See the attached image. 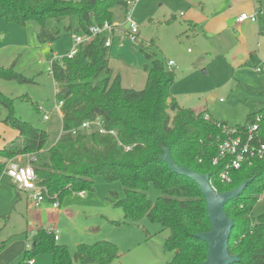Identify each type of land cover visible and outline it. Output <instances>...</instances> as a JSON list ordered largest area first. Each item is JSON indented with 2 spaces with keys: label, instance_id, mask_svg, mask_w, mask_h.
I'll use <instances>...</instances> for the list:
<instances>
[{
  "label": "trees",
  "instance_id": "trees-1",
  "mask_svg": "<svg viewBox=\"0 0 264 264\" xmlns=\"http://www.w3.org/2000/svg\"><path fill=\"white\" fill-rule=\"evenodd\" d=\"M126 2L0 0V16L20 23L37 20L38 42L51 43L60 36L59 24L64 20L68 21L63 26L65 32L73 29V18L76 33L88 32L93 25L114 22V8L126 9ZM48 19L53 20V26L46 25ZM104 41V34L96 35L80 45L72 57L64 55L53 60L50 74L56 86L55 100L62 102L61 132L53 143H48L46 130L12 115L9 98L0 92V103L8 108L3 122L17 131L14 139L0 147V176L8 160L32 155L30 164L36 183L49 200L92 189L97 175L108 182L119 181L124 195L111 201L122 208L123 221L134 223L145 217L159 223L167 232L163 248L173 253L166 264H202L207 257V244L196 234L210 229L205 199L196 182L175 173L161 159L168 150L176 166L208 174L210 184L219 192L250 180L242 194L224 206L226 215L233 220L228 252L237 256L232 264H264V213L256 217L252 214L264 191V154L232 171L231 181L221 180L223 165H213L212 159L217 155L219 142L227 136L222 128L226 123L212 119L205 111L179 106L171 96L173 72L156 54L146 53L150 66L144 87H123L120 75L113 73L108 64L110 47ZM0 78L26 80L1 66ZM256 117L264 143V106L250 112L245 124L235 129L245 131ZM96 119L102 122L106 133L94 128L71 133L83 122ZM151 185L160 193L154 202L146 194ZM41 253L51 255V264H110L119 258L113 242L80 243L70 253L65 245L56 243L50 230L40 228L16 264H28L29 259Z\"/></svg>",
  "mask_w": 264,
  "mask_h": 264
},
{
  "label": "rangeland",
  "instance_id": "rangeland-1",
  "mask_svg": "<svg viewBox=\"0 0 264 264\" xmlns=\"http://www.w3.org/2000/svg\"><path fill=\"white\" fill-rule=\"evenodd\" d=\"M129 1L126 9L114 8V22L121 24L129 14L137 24V38L129 40L120 25L107 52L108 64L120 75L123 87H144L150 66L146 53H153L173 72L171 96L181 107L205 111L212 119L236 128L245 124L250 112L264 106V0ZM252 2L259 9L257 21L246 20L236 26L237 13L251 12L244 6ZM72 22L70 32L64 31L68 23L64 20L59 24L61 34L57 39L39 43L37 20L20 23L0 16V66L26 79L0 78V92L9 98L12 115L47 131L49 144L61 132V118L54 110L56 86L48 67L50 60L63 57L74 46L76 18ZM46 25L53 26V20L48 19ZM168 61L173 62L171 67ZM257 67L262 71L256 72ZM7 113L8 108L0 103V147L17 134L3 122ZM44 113L47 120L42 118ZM30 157L13 160L24 164ZM16 192L2 172L0 264H16L21 259L36 227L51 228L58 236L56 243L65 245L70 253L80 243L113 242L119 258L110 264H166L172 259L173 253L163 248L167 232L159 223L145 217L134 223L123 221L122 208L112 202L124 195L119 181L108 182L97 175L92 189L83 197L68 193L58 208L49 199L35 206L34 200L23 194L14 202ZM146 194L153 202L160 195L153 185ZM260 213H264V191L252 212L255 217ZM33 260L35 264L52 262L48 253Z\"/></svg>",
  "mask_w": 264,
  "mask_h": 264
},
{
  "label": "built area",
  "instance_id": "built-area-1",
  "mask_svg": "<svg viewBox=\"0 0 264 264\" xmlns=\"http://www.w3.org/2000/svg\"><path fill=\"white\" fill-rule=\"evenodd\" d=\"M131 2L127 0L126 4L129 5ZM258 11L254 10L252 13L241 12L236 17L237 23H242L246 20L250 22H256L258 19ZM122 26L125 36L131 41L136 40L137 38V24L132 20L131 16L128 14L124 21L119 24L116 22L108 23L104 22L102 25H93L88 29V32H79L76 33L74 40V46L65 54L67 57H72L78 50L79 46L90 42L96 35H105L104 45L110 47L112 44V36H115L118 31V26ZM54 59L50 60L48 67V72L52 71V62ZM168 67L173 65L172 61L167 62ZM261 66H264V61H262ZM256 72H261V67L255 69ZM62 102L56 101L54 110L61 115L60 107ZM39 111H43L42 107L37 105ZM42 118L44 120L48 119L47 113H44ZM258 117L255 118V121L248 125L245 131L237 132L235 128H229L227 125H223V130L227 133V136L219 142L217 146V155L212 159V164L216 165L222 163V170L219 172V177L221 180L229 182L231 181V173L234 170H237L243 164L249 163L253 158H261L264 154V143L261 141L260 134L258 132ZM218 125H220L218 123ZM97 129L100 133H106L102 122L99 119L93 121H85L81 124L80 127L73 129L71 133H76L79 129ZM111 134H114L113 131H108ZM128 149V147H126ZM30 160H34L33 157H30L27 162L21 164L15 159H10L7 161L5 173L15 184V186L22 191L28 193V196L34 200V204L38 206L46 197L45 192L40 186L36 183V174L33 167L30 164ZM2 175V174H1ZM79 195L83 196L84 191H79ZM52 204L54 207L59 206V200L57 198H52ZM54 239L57 240L58 236L52 230H50ZM31 242H27L26 248H30ZM34 260L29 259L28 264H33Z\"/></svg>",
  "mask_w": 264,
  "mask_h": 264
},
{
  "label": "water",
  "instance_id": "water-1",
  "mask_svg": "<svg viewBox=\"0 0 264 264\" xmlns=\"http://www.w3.org/2000/svg\"><path fill=\"white\" fill-rule=\"evenodd\" d=\"M161 159L168 163L175 173L196 182L205 199L210 229L196 234L197 238L207 244V257L202 264H232L235 262L237 256L228 252V239L233 227V220L226 215L224 206L228 200L241 195L250 180L242 181L234 189L219 192L210 184L208 174H199L187 167L176 166L171 160L168 150L164 151Z\"/></svg>",
  "mask_w": 264,
  "mask_h": 264
},
{
  "label": "crops",
  "instance_id": "crops-1",
  "mask_svg": "<svg viewBox=\"0 0 264 264\" xmlns=\"http://www.w3.org/2000/svg\"><path fill=\"white\" fill-rule=\"evenodd\" d=\"M254 2V1H253ZM252 2V4L251 5H247L246 4V6L247 7H245L244 6V8L246 9H248V10H250L251 12H249V13H252L254 10H256V11H258V16H259V9H257L255 6H254V3ZM252 5H253V7H254V9H253V7H252ZM229 7H231V5L229 6ZM260 8V7H259ZM252 9V10H251ZM242 11H244V10H242ZM241 12V11H240ZM239 14V12L237 13V15ZM245 22V21H244ZM234 24L236 25V26H241L242 24H243V22L242 23H237L236 22V20H235V22H234ZM111 47V46H110ZM111 68V67H110ZM112 69V68H111ZM113 71V70H112ZM114 73V72H113ZM208 116H210L209 114H208ZM60 117H61V115H60ZM211 117V116H210ZM212 118V117H211ZM17 132V131H16ZM16 136H17V134H16ZM15 136V137H16ZM14 137V138H15ZM13 138V139H14ZM11 180V179H10ZM12 182V181H11ZM12 184H13V182H12ZM13 186L15 187V188H17L16 186H15V184H13ZM25 195V197L27 198V199H32V198H30L29 196H28V193H26L25 191H22V190H19L18 188H17V192H16V196H17V199H21V195ZM85 195V194H84ZM83 195V196H84ZM80 197H83V196H81V195H79ZM46 200V198L42 201V202H44ZM50 200L52 201V198H50ZM41 202V203H42ZM41 203L38 205V206H40L41 205ZM35 205V204H34ZM61 205V202H60V200H59V206ZM36 206V205H35ZM58 206V207H59ZM54 207V206H53ZM58 207H54V208H58ZM40 228H44V227H36L35 228V231H32V233H35L38 229H40ZM45 229H47V230H51V228H46L45 227ZM27 234H28V232H27V230H26V236H27ZM57 240H58V238H57ZM52 258V257H51ZM47 263V262H46ZM33 264H35V262L33 263Z\"/></svg>",
  "mask_w": 264,
  "mask_h": 264
}]
</instances>
